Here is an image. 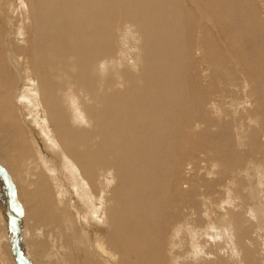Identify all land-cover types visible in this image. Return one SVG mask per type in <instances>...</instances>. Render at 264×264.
Here are the masks:
<instances>
[{"label":"bare ground","instance_id":"obj_1","mask_svg":"<svg viewBox=\"0 0 264 264\" xmlns=\"http://www.w3.org/2000/svg\"><path fill=\"white\" fill-rule=\"evenodd\" d=\"M261 25L264 0H0V163L27 181L8 188L0 169V204L9 191L13 211L19 190L28 264H264V177H245L261 172L248 163L259 160L250 138L264 130L236 142L240 157L227 129L198 131L204 88L187 70L204 64L229 96L236 73L253 77ZM134 36L139 50L126 45ZM23 107L33 118L20 121ZM15 121L55 153L20 148ZM207 149L214 178L185 161ZM12 222L18 232L0 225V264H16L7 230L24 257Z\"/></svg>","mask_w":264,"mask_h":264},{"label":"rangeland","instance_id":"obj_2","mask_svg":"<svg viewBox=\"0 0 264 264\" xmlns=\"http://www.w3.org/2000/svg\"><path fill=\"white\" fill-rule=\"evenodd\" d=\"M261 26H262V31H261L262 33L259 34V37L257 38V43L259 44V48H257V51L254 53L253 60H251V62L249 64L250 65V71H251V74L253 75V77H251V76L249 77V75H247V73L244 75V77H242L240 74L236 73L237 74L236 77L238 79L235 80V82L233 83V86L234 87H232V90H230L229 93H231V94L229 96H227V95H224L223 96V94L222 95L220 94L221 93V89H220L221 87H220V85H222V78L221 79L219 78V80L213 81L212 80V76L210 77V75H207V74H203L202 73L204 71V69H205L204 64H203V66L201 68H195L194 67V63L193 64L191 63V65H190V68L191 69H187L188 72L191 73L190 76H189V78H188V79H190V80H188L189 84H192L194 82V83H196V86L198 88H204V91L202 93H197L196 92V94H195V95H198L197 98L200 97V98L197 99L198 102H199L198 103V107L199 108L197 110V114L201 118H203V116L206 118V122L204 124H202L203 126L202 125H199L198 126V128L200 129L198 131L204 132V130H203L202 127L206 128L205 126H207V128H209V132H211L212 135L214 133H215V135L216 134H222L225 137L224 133H222L221 131L227 129L226 131L227 132H230L229 135H231V136H228V139L231 142L232 147L234 148V150L232 148V151L235 152L234 154H235L236 157H240L239 154H241V152H242V154H245L244 152L247 151V149L239 148L236 145V142H237V144H240V142L242 140H245L244 141V144H245L246 143V138L249 137V134H251L252 132H258V131H262L263 132V130H264V108L262 107V105H263V95H264V43L260 45V43L264 39V25H261ZM130 43L131 44H126V45L128 47L131 46L130 47L131 49L132 48L134 49L135 43L137 45V46H135L136 47V50L137 49L138 50L140 49V47H139L140 44H139V41H138L137 36L132 37V40L130 41ZM258 44H256V46ZM194 55L199 58V55H196V54H194ZM197 57H195V60L196 61H198L197 60L198 59ZM259 58H261V59H259ZM253 64H255V65L253 66ZM240 65H241V68H244V65L243 64L240 63ZM235 70L237 72L238 71V68L235 67ZM203 76H204V78H203ZM209 77H210V80L212 82H214V83H211L210 81H208L209 80ZM195 79H197V80H195ZM202 79H204L205 81L202 80ZM249 79H254V81L253 80H249ZM253 83H255L256 85L253 84ZM205 87H206V89H205ZM217 93L220 94V97L218 96ZM202 95L206 96V98L209 99V100L205 99L204 104L202 103V99H204L205 97L202 96ZM213 95H214V97H212ZM188 96L190 98H192L191 96H194V94L191 92V93H188ZM229 99H231V100H229ZM204 113H205V115H204ZM24 115H25V113H24V107H23V114L21 115V113H20V116H21L20 117V119H21L20 121H23L22 118H23ZM26 116L29 119L30 118H33L32 116L30 117L28 113H26V115L24 117L26 118ZM39 117H40V113H39ZM219 120H221V123L217 122ZM201 121L202 120H200V119L197 118V123L198 124H201ZM16 123L17 122L15 121L16 130H17V132H19V135L21 136V137L19 136V138H21V139L17 138V140H19L21 142L20 148L22 146H25L26 147V144H27V147H29V144L31 143V146L34 148V150L37 149L39 151H45L46 153H50L52 155L55 153L56 150L52 146L48 145L46 141L41 140V142H43V143H41V142H35V144H34L33 141H31L30 137L28 136L27 131L26 130L24 131L23 129H20L18 123L17 124ZM219 126H221V127L218 128ZM20 127H21V124H20ZM212 129H214V130H212ZM238 129H240L242 131L240 135L239 134H236L237 133L236 130H238ZM249 130H251V133H250ZM245 134H247V135H245ZM196 135L199 136L200 134H196ZM209 136H210V134H207L205 136L206 137L205 140H210L209 139ZM255 137L256 136L252 135L250 139L254 143L253 149H254V152L259 155V160L255 156H250L251 158H254L255 161H250L248 164L255 163V165H254V166H256L255 168L256 169L260 168V171L261 172H259L258 170L252 171V168L249 169V171L247 173L248 176L245 175V177H248V178L250 177L249 178L250 180L248 178H246V179H248V181H250L251 184H259V182L260 183H263L264 182L262 180V178L264 177L263 176L264 175V172H263L264 171V168L262 167V166H264V161L262 159H260L261 157L264 158V156H263L264 155V138H263L264 137V133H262V136L260 138L259 137H256L255 138ZM25 140H26V142H25ZM22 142H24V143H22ZM44 143H46V144H44ZM40 144H42V146ZM46 145H47V147H46ZM250 145H252V144L250 143ZM48 146H50L52 150ZM20 148H18V149H20ZM202 152L207 154V159H201L200 158L201 156L199 157V155H198L199 153L198 152H195L194 154H190L191 156L189 155V157L185 161L193 158V162L195 163V165H197V167L195 169L197 175L199 177L207 178V175H208L207 173H209L211 171V166L213 165V163L216 164L217 156H215V157L213 156L212 157V152H213L212 149L203 150ZM13 153L16 155L19 152L14 151ZM214 158H216V159H214ZM15 164L17 166H19V168L21 169V171L24 170L25 171V172L23 171L24 173H26L28 171H30L32 173L33 170L35 169V165H33L31 168H28L27 165H23V162H21V164H18L17 162H15ZM248 164H247V166H246L247 168H245V170H247L249 168L248 167ZM222 167L223 168H221V166L218 167V169H220V171H218V169H216L221 174H224L227 171H229V172L231 171L230 169L227 170V168H225L224 166H222ZM0 169L2 170V172L4 173V175L10 181V183L7 186L8 188H9V186H10L11 183L13 184V186L16 185L17 187H19V189L21 188L22 184H24L23 185V188H24V186H26L27 181H26V179H24V177L21 178V180L23 179L22 181L20 180L17 183L15 177H12V176H8L7 175L6 171L2 168L1 163H0ZM36 171H37V168H36ZM190 171L195 174V172H194L193 169H191ZM37 172H40L41 174H43V171H42V168H41L40 164H39V171H37ZM241 172H243V175H244V169L239 172V175H237V177H239V176L240 177H243L241 175L242 174ZM216 173L217 172H214V174H213V172L212 173H209V175H211V176H208V177L209 178H214V177H216V175H218V173L217 174ZM227 175H228V173H227ZM0 176H2V175L0 174ZM1 180L4 182V179L3 178H1ZM24 182H26V183H24ZM0 187H1V189H3V186L0 185ZM238 188H239V190H241L240 187H238ZM8 193H9V194H7V199L8 200H6V202H5L6 205H5V203L4 204H2V203L0 204V213H1V215H0V218H1L0 219V225L2 226V224L4 225V223H6V227L7 228H9V226L12 228V226H13L12 225V218L15 219L17 225H18V220H19V225L21 224L20 227L18 225L19 232H20V236L18 237L19 239L17 238L18 239L17 241L18 242H21V244H23L24 247H25L24 250H22V251H24L23 256L25 258L24 257L22 258L20 256L21 255L20 248L19 247L17 248V246L12 243L13 241H12V238L11 237H13V235H10L11 229H9L10 230L9 231V237H8V230H7V241H9V244L11 243L10 244V246H12L11 247V251H13L12 252L14 254L13 256L16 258L15 259V263L16 264H19L16 261L18 259L16 257V255H17V256H20V258H22L23 260H25L24 263H22V264H28L29 262H32V257H30V254H28V252H29V249H28V242L29 241L28 240L29 239H27V238L29 237V235L25 233V232H27V230L25 228V225L26 224L23 223V220H24L23 217H24L25 207L23 206V203H22V199H21L19 190L16 191V189H15L16 204L17 205H16V208L13 210L14 212L11 211L12 207L10 206L11 205V202L9 200L11 196H10V192L9 191H8ZM257 195L261 196L262 195V191L261 192L260 191L257 192ZM260 201L261 202L264 201V194L261 196ZM252 203L255 206H257V207L259 206L258 205V199H256V197L252 200ZM262 204L264 205V202ZM4 205H5V207H4ZM262 216H264V214L263 215H257V218L256 219H260V217H262ZM3 217L5 218L4 220H3ZM21 220H22V222H20ZM7 224H10V225H7ZM16 231H17V229H16ZM254 236H256V234ZM14 239H15V236H14ZM256 240H257V238L256 237H253V242H257ZM17 241H16V244H17ZM23 241H25V242H23ZM2 243L4 244L5 242L3 241ZM18 246H20V245L18 244ZM259 249L262 252H264L263 251L264 249H262V248H259ZM261 251H260V253H261ZM1 252H2V248L0 250V262L3 263L4 257H3V254H1ZM14 252H16V253H14ZM25 254L28 255V257H27L28 260L26 259V256L27 255H25ZM29 257H30V259H29ZM26 261L27 262L29 261V262L27 263Z\"/></svg>","mask_w":264,"mask_h":264},{"label":"water","instance_id":"obj_3","mask_svg":"<svg viewBox=\"0 0 264 264\" xmlns=\"http://www.w3.org/2000/svg\"><path fill=\"white\" fill-rule=\"evenodd\" d=\"M12 225H13V227L11 228V231L14 233V232L16 231L17 228H16V225H15L13 222H12ZM12 225H11V226H12Z\"/></svg>","mask_w":264,"mask_h":264}]
</instances>
